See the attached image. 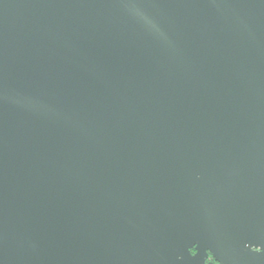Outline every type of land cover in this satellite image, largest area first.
Segmentation results:
<instances>
[{
	"label": "water",
	"instance_id": "water-1",
	"mask_svg": "<svg viewBox=\"0 0 264 264\" xmlns=\"http://www.w3.org/2000/svg\"><path fill=\"white\" fill-rule=\"evenodd\" d=\"M0 264H264V0H0Z\"/></svg>",
	"mask_w": 264,
	"mask_h": 264
},
{
	"label": "trees",
	"instance_id": "trees-1",
	"mask_svg": "<svg viewBox=\"0 0 264 264\" xmlns=\"http://www.w3.org/2000/svg\"><path fill=\"white\" fill-rule=\"evenodd\" d=\"M191 252H192V253H194V251H193V250H192ZM208 260H209V261H212V259H211V257H210V256H209V259H208Z\"/></svg>",
	"mask_w": 264,
	"mask_h": 264
}]
</instances>
